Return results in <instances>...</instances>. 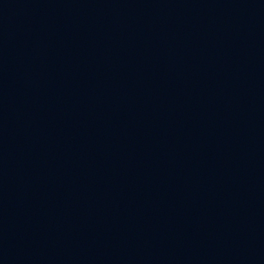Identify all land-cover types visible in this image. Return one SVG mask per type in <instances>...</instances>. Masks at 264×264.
I'll use <instances>...</instances> for the list:
<instances>
[{
  "label": "water",
  "instance_id": "1",
  "mask_svg": "<svg viewBox=\"0 0 264 264\" xmlns=\"http://www.w3.org/2000/svg\"><path fill=\"white\" fill-rule=\"evenodd\" d=\"M0 264H264V0H0Z\"/></svg>",
  "mask_w": 264,
  "mask_h": 264
}]
</instances>
